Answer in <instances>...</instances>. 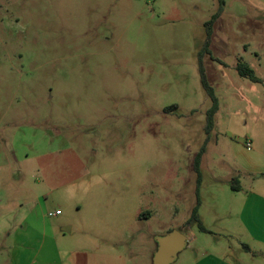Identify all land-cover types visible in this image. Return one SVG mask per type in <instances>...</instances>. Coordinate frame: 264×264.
I'll return each mask as SVG.
<instances>
[{
	"label": "rangeland",
	"instance_id": "rangeland-1",
	"mask_svg": "<svg viewBox=\"0 0 264 264\" xmlns=\"http://www.w3.org/2000/svg\"><path fill=\"white\" fill-rule=\"evenodd\" d=\"M222 1L0 0V264L61 222L60 245L126 264L174 230L175 264H264L240 217L264 187V0Z\"/></svg>",
	"mask_w": 264,
	"mask_h": 264
},
{
	"label": "crops",
	"instance_id": "crops-1",
	"mask_svg": "<svg viewBox=\"0 0 264 264\" xmlns=\"http://www.w3.org/2000/svg\"><path fill=\"white\" fill-rule=\"evenodd\" d=\"M240 217L244 227L246 226L248 232L256 241L257 246L264 247V187H261L258 191H252L246 196ZM20 220L15 225L20 224L19 227L22 228L25 219ZM17 228L16 230H18ZM65 228L70 227H67L63 222L54 225L42 224L41 230L36 235L35 246L33 248L22 246L19 249H15L14 254L16 257L12 259L11 264H25L23 263V254L25 253L31 257L29 264H126V257L119 256L117 255L118 253L116 255L115 253H102L100 248L89 250V248L85 247L69 248L60 245L57 233L67 234L63 232ZM83 231L84 233L90 232L88 228ZM8 235H11V233L9 232ZM32 237L29 230L22 233V245H27L30 240L33 241ZM188 237L190 242H192L193 239L190 236ZM247 247L249 251H254L251 246L247 245ZM156 249L153 250L154 253ZM228 256V254H225V258H220L207 254L203 258L197 257L191 264H235L228 259ZM178 261L179 258L176 262Z\"/></svg>",
	"mask_w": 264,
	"mask_h": 264
},
{
	"label": "trees",
	"instance_id": "trees-1",
	"mask_svg": "<svg viewBox=\"0 0 264 264\" xmlns=\"http://www.w3.org/2000/svg\"><path fill=\"white\" fill-rule=\"evenodd\" d=\"M222 2L223 1L220 0L221 4H222ZM215 18L216 17H214L207 25L208 26L209 38L211 37V34H212V25H213V22H214ZM200 71H201V83H202V86L205 89L208 97L210 98V100L212 102L211 108L206 113V132H207V134H209L215 128V116H216V114L219 111V100L215 96L213 88H211L210 85L208 84V81H207V78H206L205 71H204L203 67H201ZM236 71L238 72V74L241 77L247 78V79L251 80L254 83H258V82L261 81L256 76L254 70H252L251 67L248 66L247 64H239L236 67ZM173 109H176V107L175 108L173 107ZM173 109H171V110H173ZM204 151H205V147H203L201 149V151L199 152V154L197 155L198 162H199L201 156L203 155ZM232 189H233V191H239V188H237V187H232ZM198 220H199V216H198L197 207H196L194 209V212H193L192 221L198 222ZM199 228L204 233L208 232L207 229H205L203 227V225L200 224V223H199ZM245 247L248 249L247 246H245Z\"/></svg>",
	"mask_w": 264,
	"mask_h": 264
},
{
	"label": "water",
	"instance_id": "water-1",
	"mask_svg": "<svg viewBox=\"0 0 264 264\" xmlns=\"http://www.w3.org/2000/svg\"><path fill=\"white\" fill-rule=\"evenodd\" d=\"M63 232L70 233V228L63 229ZM156 241L157 249L152 264H174L188 247L190 239L187 235L174 230L165 236L157 237Z\"/></svg>",
	"mask_w": 264,
	"mask_h": 264
},
{
	"label": "built area",
	"instance_id": "built-area-1",
	"mask_svg": "<svg viewBox=\"0 0 264 264\" xmlns=\"http://www.w3.org/2000/svg\"><path fill=\"white\" fill-rule=\"evenodd\" d=\"M247 150H248V151L251 150V144H250V143L247 144Z\"/></svg>",
	"mask_w": 264,
	"mask_h": 264
}]
</instances>
